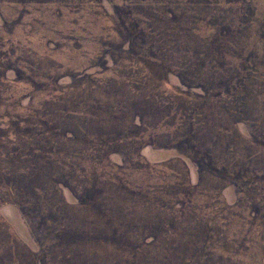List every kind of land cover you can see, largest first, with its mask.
Wrapping results in <instances>:
<instances>
[{
    "label": "rangeland",
    "instance_id": "1",
    "mask_svg": "<svg viewBox=\"0 0 264 264\" xmlns=\"http://www.w3.org/2000/svg\"><path fill=\"white\" fill-rule=\"evenodd\" d=\"M0 264H264V0H0Z\"/></svg>",
    "mask_w": 264,
    "mask_h": 264
}]
</instances>
